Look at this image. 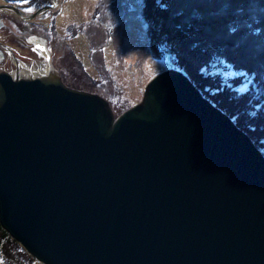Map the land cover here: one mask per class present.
I'll list each match as a JSON object with an SVG mask.
<instances>
[{
	"label": "water",
	"instance_id": "obj_1",
	"mask_svg": "<svg viewBox=\"0 0 264 264\" xmlns=\"http://www.w3.org/2000/svg\"><path fill=\"white\" fill-rule=\"evenodd\" d=\"M0 223L44 264H264V153L182 70L117 115L0 73Z\"/></svg>",
	"mask_w": 264,
	"mask_h": 264
},
{
	"label": "trees",
	"instance_id": "obj_2",
	"mask_svg": "<svg viewBox=\"0 0 264 264\" xmlns=\"http://www.w3.org/2000/svg\"><path fill=\"white\" fill-rule=\"evenodd\" d=\"M140 5L154 60L161 66L164 60L163 70L185 72L264 153V0H141ZM17 253L28 257L26 263L13 258ZM0 259L3 264L36 260L1 223Z\"/></svg>",
	"mask_w": 264,
	"mask_h": 264
},
{
	"label": "rangeland",
	"instance_id": "obj_3",
	"mask_svg": "<svg viewBox=\"0 0 264 264\" xmlns=\"http://www.w3.org/2000/svg\"><path fill=\"white\" fill-rule=\"evenodd\" d=\"M62 1L57 21L69 36L64 53L79 59L69 80L103 95L121 114L141 100L144 86L164 68V60L159 65L146 47L151 38L141 21V0ZM17 254L13 258L26 263L28 257Z\"/></svg>",
	"mask_w": 264,
	"mask_h": 264
},
{
	"label": "flooded vegetation",
	"instance_id": "obj_4",
	"mask_svg": "<svg viewBox=\"0 0 264 264\" xmlns=\"http://www.w3.org/2000/svg\"><path fill=\"white\" fill-rule=\"evenodd\" d=\"M61 2L30 0V4L20 5L16 0H0V73L9 72L20 77L34 75L38 69H44L49 50L67 85L94 92L74 86L69 80V77L76 76L73 63L77 64L79 59L65 54L68 53L65 49L68 35L65 36L57 21L64 9V4L60 6ZM31 4H35L38 11L31 14L22 11Z\"/></svg>",
	"mask_w": 264,
	"mask_h": 264
},
{
	"label": "snow or ice",
	"instance_id": "obj_5",
	"mask_svg": "<svg viewBox=\"0 0 264 264\" xmlns=\"http://www.w3.org/2000/svg\"><path fill=\"white\" fill-rule=\"evenodd\" d=\"M16 3L20 4V5L30 4V0H16ZM40 7H42V6H40ZM52 7H55V5H52ZM22 11L25 12V13L31 14L33 12L38 11V7L35 4H31L28 7H24L22 9ZM0 264H3L2 259H0Z\"/></svg>",
	"mask_w": 264,
	"mask_h": 264
}]
</instances>
